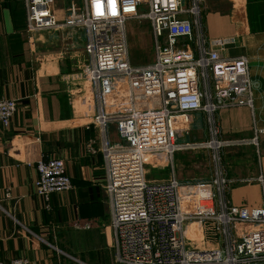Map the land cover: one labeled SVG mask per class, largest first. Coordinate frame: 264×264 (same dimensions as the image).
I'll use <instances>...</instances> for the list:
<instances>
[{"label":"built area","instance_id":"2783aa9c","mask_svg":"<svg viewBox=\"0 0 264 264\" xmlns=\"http://www.w3.org/2000/svg\"><path fill=\"white\" fill-rule=\"evenodd\" d=\"M56 1L24 0L27 33L85 32L84 46L75 50L87 57L83 75L99 102L93 123L103 134V188L116 236V264H264V206L249 210L230 205L225 197L230 180L221 173L211 181L186 183L174 175L178 152L244 144L221 141L214 124L218 110L251 107L253 102L248 59L226 55L234 40L204 35L202 0H189L190 7H185L187 0H80L65 8L62 19L55 13ZM131 20L150 24L155 59L149 65L131 64L126 33ZM141 100L152 106L141 105ZM17 110V100L0 99L4 128ZM198 112L209 115L211 139L179 143L189 131L191 115ZM111 125L116 126L117 143L107 138ZM147 168L171 169L173 174L149 180ZM37 171L35 194L48 209L52 195L73 191L62 158L39 161ZM195 223L213 224L223 246L200 247L197 239H188L187 226ZM237 225L241 228L235 235Z\"/></svg>","mask_w":264,"mask_h":264},{"label":"crops","instance_id":"0c3cea01","mask_svg":"<svg viewBox=\"0 0 264 264\" xmlns=\"http://www.w3.org/2000/svg\"><path fill=\"white\" fill-rule=\"evenodd\" d=\"M79 2L57 0V17L62 19L65 8ZM200 20L208 39L234 40L228 57L248 59L253 102L214 114L219 138L244 144L211 150L212 161L205 160L209 177L199 180L211 181L221 173L230 180L227 202L257 209L264 206V0H202ZM83 34L71 29L29 35L24 0H0V99L18 101L8 128L0 124V262L26 258L29 264H116V236L103 188V134L93 123L99 102L83 75L87 57L75 50L84 46ZM189 128L195 142L211 139L206 112L192 114ZM107 138L119 142L115 125ZM180 153L174 156L175 178L199 181L179 175ZM57 157L65 162L73 191L52 195L48 209L35 194L37 164ZM167 170L169 176L161 180L172 176ZM240 228L234 226L235 235ZM186 232L200 247L223 246L213 224H189Z\"/></svg>","mask_w":264,"mask_h":264},{"label":"rangeland","instance_id":"374dc122","mask_svg":"<svg viewBox=\"0 0 264 264\" xmlns=\"http://www.w3.org/2000/svg\"><path fill=\"white\" fill-rule=\"evenodd\" d=\"M80 7V6H79ZM185 7H189L185 1ZM149 27V22L146 20L137 21L131 20L126 24V33L128 40L129 55L131 63L133 66H142L151 64L155 59V45L153 41L152 32ZM81 44H85L86 35L83 34L81 37ZM141 105L152 106L149 102L141 100ZM191 128H189L188 133L179 139V143H196L193 136L190 134ZM221 141H226L222 140ZM228 148V147H224ZM223 149V148H221ZM212 149H202V150H184L180 153L179 164L180 165V176L184 179H203L209 177V164L205 163L206 158L209 162L212 161ZM207 152V154H206ZM179 153V152H178ZM207 155V156H206ZM192 159L196 160V165L188 166ZM208 163V160H207ZM169 170L164 171L161 169L147 168V179L149 180H161L162 177L169 176ZM203 181V180H199ZM196 232V230H194ZM191 232V231H190ZM192 233V232H191ZM191 234L189 233V236ZM199 235V234H198ZM192 236V235H191Z\"/></svg>","mask_w":264,"mask_h":264}]
</instances>
